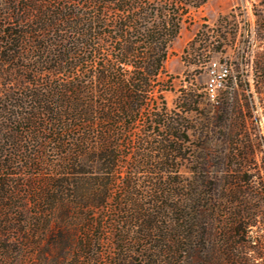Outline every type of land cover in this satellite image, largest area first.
Listing matches in <instances>:
<instances>
[{
  "label": "trees",
  "instance_id": "trees-1",
  "mask_svg": "<svg viewBox=\"0 0 264 264\" xmlns=\"http://www.w3.org/2000/svg\"><path fill=\"white\" fill-rule=\"evenodd\" d=\"M205 2L0 0V264H264V181L204 190L193 93L163 96Z\"/></svg>",
  "mask_w": 264,
  "mask_h": 264
},
{
  "label": "rangeland",
  "instance_id": "rangeland-1",
  "mask_svg": "<svg viewBox=\"0 0 264 264\" xmlns=\"http://www.w3.org/2000/svg\"><path fill=\"white\" fill-rule=\"evenodd\" d=\"M169 51L163 96L174 110L183 89L193 93L196 108L183 114L192 126L198 167L206 161L208 184L221 185L236 169L264 181V0H206L186 16ZM224 66L229 73L212 96L211 70ZM189 166L181 169L185 176ZM203 189L224 192L220 186ZM224 204L216 201L219 209Z\"/></svg>",
  "mask_w": 264,
  "mask_h": 264
},
{
  "label": "built area",
  "instance_id": "built-area-1",
  "mask_svg": "<svg viewBox=\"0 0 264 264\" xmlns=\"http://www.w3.org/2000/svg\"><path fill=\"white\" fill-rule=\"evenodd\" d=\"M212 75L210 78V82L208 83L209 89L211 91V95H214V89L217 84H220L224 78L228 75L229 70L226 66L222 67L220 70L216 71L214 68L211 70Z\"/></svg>",
  "mask_w": 264,
  "mask_h": 264
}]
</instances>
